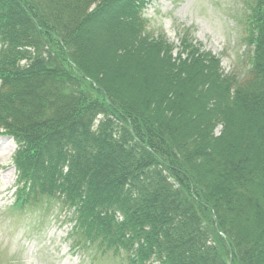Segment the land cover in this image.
Here are the masks:
<instances>
[{
    "label": "trees",
    "instance_id": "16d2710c",
    "mask_svg": "<svg viewBox=\"0 0 264 264\" xmlns=\"http://www.w3.org/2000/svg\"><path fill=\"white\" fill-rule=\"evenodd\" d=\"M152 1L0 0L13 211L58 201L73 248L126 264H264V0L240 76L190 29L175 59Z\"/></svg>",
    "mask_w": 264,
    "mask_h": 264
},
{
    "label": "rangeland",
    "instance_id": "374dc122",
    "mask_svg": "<svg viewBox=\"0 0 264 264\" xmlns=\"http://www.w3.org/2000/svg\"><path fill=\"white\" fill-rule=\"evenodd\" d=\"M243 0H153L145 18L152 29L164 32L177 59L180 30L190 29L193 40L220 61L225 74L245 72L246 48L241 42ZM222 128L217 129V135ZM15 150L6 158V150ZM0 264H126L113 255L73 248L72 215L58 201L42 198L25 211L14 212L17 143L0 134ZM14 173V176H13ZM10 182H13L10 184Z\"/></svg>",
    "mask_w": 264,
    "mask_h": 264
},
{
    "label": "bare ground",
    "instance_id": "6f19581e",
    "mask_svg": "<svg viewBox=\"0 0 264 264\" xmlns=\"http://www.w3.org/2000/svg\"><path fill=\"white\" fill-rule=\"evenodd\" d=\"M15 146L14 145H12V149L10 150L9 149V151L7 152V150H6V158H8V156H12L13 155V153H14V150H15V148H14ZM3 151H5V150H2V151H0V154L1 153H3ZM13 176H14V173H13ZM13 182H10V184H12Z\"/></svg>",
    "mask_w": 264,
    "mask_h": 264
}]
</instances>
